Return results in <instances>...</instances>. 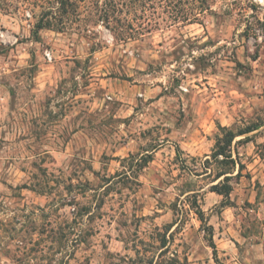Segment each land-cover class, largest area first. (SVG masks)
Listing matches in <instances>:
<instances>
[{
    "label": "rangeland",
    "instance_id": "1",
    "mask_svg": "<svg viewBox=\"0 0 264 264\" xmlns=\"http://www.w3.org/2000/svg\"><path fill=\"white\" fill-rule=\"evenodd\" d=\"M172 257L264 264V0H0V264Z\"/></svg>",
    "mask_w": 264,
    "mask_h": 264
},
{
    "label": "trees",
    "instance_id": "2",
    "mask_svg": "<svg viewBox=\"0 0 264 264\" xmlns=\"http://www.w3.org/2000/svg\"><path fill=\"white\" fill-rule=\"evenodd\" d=\"M51 25L44 20H40L36 24V29L34 31L35 35H38L39 31L44 28H49ZM261 124L259 123H253L250 125H247L246 127H241L239 129H234L229 126H223L219 125L220 134L217 136L216 144L213 149V152L211 154V159H206V162L204 164V170L205 172L202 175L212 176V165L217 164L221 167L219 171L214 176V181L219 180L216 184L212 185V191L217 192L218 194H221L225 196L226 198L230 197V195L233 192V184L231 181L233 180L234 176L241 177L242 172L244 169V165L240 163L237 159L234 158L233 155V143L236 140L237 137L247 135L249 133H252L260 128ZM248 140H251L250 137ZM183 150L178 146L177 147V157L180 159L182 155ZM132 162L136 161L139 164V169H144L149 162L152 161L153 156L150 153L145 154H138V155H132L130 158ZM125 161V159H123ZM238 167V171L236 172V169ZM201 175V174H198ZM194 209L199 216V219L202 221L203 226H205L208 229V238L211 247L213 248V254L215 259L218 261V248L214 240V227L213 225H210L207 223V216L206 212L202 209L200 205H198L196 202L193 203ZM179 260L176 257H172L170 260V264H175Z\"/></svg>",
    "mask_w": 264,
    "mask_h": 264
},
{
    "label": "built area",
    "instance_id": "3",
    "mask_svg": "<svg viewBox=\"0 0 264 264\" xmlns=\"http://www.w3.org/2000/svg\"><path fill=\"white\" fill-rule=\"evenodd\" d=\"M46 56H47L50 60H53V59H54V55H53V52H52V51H47V52H46Z\"/></svg>",
    "mask_w": 264,
    "mask_h": 264
}]
</instances>
